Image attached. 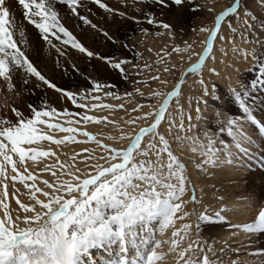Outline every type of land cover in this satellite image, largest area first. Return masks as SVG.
<instances>
[{"label": "snow or ice", "instance_id": "1", "mask_svg": "<svg viewBox=\"0 0 264 264\" xmlns=\"http://www.w3.org/2000/svg\"><path fill=\"white\" fill-rule=\"evenodd\" d=\"M88 3L139 25L140 18L128 15L130 8L140 13L148 25L164 30L157 31V36L167 34L169 37H173L172 25L151 11L145 12V7L166 9L175 5L192 13L205 8L197 0H120L125 11L110 7L103 0H12L11 4L9 0H0V99H4L5 90L19 98L18 83L23 88L33 84L54 90L62 100L83 110L73 113L68 108L57 109L45 100L38 106L29 103L26 116L6 99L0 104L5 110V114L0 115V264H225V257L238 254L240 247H233L236 242L230 238L205 237L204 229L227 225L230 237L241 232L249 239L253 235H264V205L258 208L251 221L233 223L227 215L232 209L224 203L225 196L217 195L220 189L216 184L198 186V181H215L217 173L227 167L251 169L254 156L250 146L255 141L245 131L246 125L254 126L256 135L264 139V122L257 119L249 102L258 86L264 88V17L258 18L248 7L242 9L241 0H232L229 6L215 14L212 26L199 27L200 33L207 34L200 41L201 52L190 51L192 45L185 42L183 49L176 45L171 52L161 49L163 56L157 53L156 63L164 66L155 68L156 74L147 79L162 85L167 81L161 78V73L175 69L174 64H164L165 56L190 52L189 60L197 57L181 73L171 91H150V98H161L155 106L137 103L126 109L124 104L102 102V97L121 99L114 91L106 90L114 85L91 80L88 88L71 91L52 82L33 59V55L40 58L41 45H46L47 50L54 49L58 57L66 56L68 48L89 59L95 57L126 80L130 73L138 76L144 69L153 70L148 63L141 67L126 58L91 51L73 34L63 22L65 17L58 5L67 9V19H76L107 39H113L78 10ZM256 3L264 11V0H256ZM13 7L21 10L26 25L17 21ZM207 11L211 13L214 9L207 7ZM232 17L239 22L238 27L232 26ZM226 18L232 34L227 37L220 35ZM29 26L36 33L37 43L29 37ZM139 31L142 36L149 32L147 28ZM236 37L251 47L242 49L236 44ZM217 39L231 45L234 57L242 53L246 62L250 56L254 65H258V72L250 82L229 85L228 93L241 115L222 116L217 110L214 113L217 131L206 128L201 133L196 131L200 122L207 125L209 121L201 115L200 105L207 108L209 97L214 101L220 99L216 84L203 75L206 62L209 59L213 64L216 62L214 41ZM122 46L129 47L126 42ZM220 52L223 64L229 49L222 47ZM136 55L139 57L140 53ZM59 63L57 59V67ZM207 71L210 77L220 75L215 66L208 67ZM189 73L199 76L196 83L201 95L195 98L197 123L192 122L193 98L188 97L187 110L180 103L182 85ZM147 79L137 83L146 84ZM134 93L144 95L139 88L124 95L132 97ZM174 98L178 118L169 111ZM145 107L147 111L143 110ZM105 109L109 112L123 109L127 118L113 120L108 115L88 114ZM9 110L12 119L7 115ZM129 112L139 115L129 116ZM141 121L145 126H140ZM164 123L167 128L161 132ZM82 124H106L119 132L100 138L81 127ZM225 134L228 140L222 138ZM169 136L182 150L192 154L187 160L175 154ZM44 142L49 144L47 149L42 146ZM75 143L95 144L96 147L73 152L65 161H61L51 147ZM46 159L54 162L48 164ZM29 163L39 171H30ZM259 164L264 168V159ZM39 173H49L52 179H44ZM17 182L25 189L20 195L26 196L27 202L17 195ZM9 184L14 189L11 196L18 206L15 210L9 203ZM209 191L219 207L205 203ZM247 254L257 257L255 264H264V248ZM230 264L241 262L235 259Z\"/></svg>", "mask_w": 264, "mask_h": 264}, {"label": "rangeland", "instance_id": "2", "mask_svg": "<svg viewBox=\"0 0 264 264\" xmlns=\"http://www.w3.org/2000/svg\"><path fill=\"white\" fill-rule=\"evenodd\" d=\"M211 1L214 4V6L213 5L211 6L214 9V12H211V13L207 11V7H209V6L206 3H203L202 0H197V2L204 4L206 6L204 9H202L201 11H198L196 13L189 12L187 9L177 8L175 5H170L166 9H161L159 7H153V6L145 7L144 8L145 12L151 11L158 18L163 19L165 22H168L172 25L173 37H169L167 34L157 36L155 34L157 31L163 32L164 30L157 28L155 25H148L146 22H144L143 16L140 13H135L131 10H127L128 15L131 16V15L135 14V16L140 18L142 22L138 25L135 23V21H133L131 19H126V18H122L119 16L111 15L112 16V17L110 16L111 20L113 18H116V20H118L120 18V20H122V22H123L121 24L124 25L123 30H122L123 27L119 28L120 27L119 26L117 28V32L115 33L112 29H116V28H114V27L112 28L111 25H108L106 27L105 26L106 24L104 23V21L102 22L103 17H101L102 15H100V12L103 9H99L98 6L91 3L92 6L93 5L96 6L99 10H97V12H96L98 15L95 13L94 15H92V17H90V18L88 17V18L90 20H92L93 23H96L99 28H101L103 30L106 28L107 30L105 29L104 31H107L109 33V36H111L113 38L112 40H110L111 41L110 45L108 47L103 46V48H102L103 50L99 48L98 53H100V55H108V56H111L113 58L114 57L119 58V59H125L126 58L128 60H131L135 64H139L141 67L145 63L151 64L153 70L150 72H148L149 71L148 69H144L140 73V75H138V76L130 73L129 78L127 80L124 79L123 76H121V77L119 76V78H117V80H109L108 81L105 78L99 79L100 75L97 74L96 70H98V69L95 66L94 60H91V59L89 60L86 58H82L83 59L82 60L81 57H79L78 59H74V57L69 58L67 55H66V60H63V62H62V60L59 61L60 63H59L58 68L60 69V71H58V73H60L61 75L59 76L58 80L55 79V76H53V73L51 74L49 71H47V66L43 67L44 70L42 68L41 69H42L43 73L49 79L52 80V82L56 83L60 87H64V88L71 90V91H79L81 89L88 88L90 86L91 80H98L101 82L103 81L104 83H107L109 85H114L115 87H113L111 89H106V90L114 91L119 96H121V99L116 100V99H112L110 97H102V102H104V103L124 104L126 109H131L137 103H140L143 105H147V104L151 103L155 106L158 104V100L161 98L152 99L149 97L148 93L150 91H155V90H159L161 92L171 91V89L174 87L176 81L179 80L180 76L178 77V74L180 73V70H181L180 68L184 67L183 70L181 71V73H183L187 68L190 67L191 63L195 62V60L193 62L188 61L189 60L188 57L190 55V52L188 54H186V57H183V59H181L182 56L180 55V53H171L170 56H165L164 57V64H167L169 66L174 64L175 69L173 71H170L167 74L161 73V78L167 81L166 85H162V84H160L159 81H152L150 79H147L151 75L156 74L154 71L155 68H157V67L162 68L164 66L163 64L158 65L156 63V61L158 60L157 59L158 58L157 53L160 52L159 55L163 56L164 53L163 52L161 53V51H160L161 49H166L167 51L171 52V48L176 46V45H179L181 48L183 46L185 47V42L192 45L193 48L190 51L195 52V50H196V52H197L198 51L197 49H199V48L196 49V47H198V46L200 47V45H201L200 41L205 39V37L207 35L206 33H200L198 31L199 27H201L203 25L212 26L215 14L222 11L225 7L229 6L232 3V0H230V1H228V0H214V2H213V0H211ZM103 2H106L107 4H109L110 7H113V8L116 7L115 9L119 8L118 10H120V11H122L124 8V6L121 3H119L120 0H103ZM111 2H113V3H111ZM218 2H219V4H221V2H225V5L220 10L215 9L216 6H219V4H217ZM112 4H113V6H112ZM215 4H217V5H215ZM256 4H257L256 0H241V8L242 9L244 7H248L251 11H253V13L255 15H257L258 18L264 17L263 11H261L260 8H259V10H255ZM123 11H125V10H123ZM99 17L101 20L98 19ZM20 18H21V21H23L22 15L20 16ZM235 19H236L235 17L231 18V22L233 21L232 26L238 27L239 22L236 19V22L234 24ZM227 23H228V21L226 18V20L224 22H222L221 28L226 26ZM80 28H82V31H85V29L87 27L83 26L81 24ZM140 28H147L149 30L148 34L146 36H142V34L139 31ZM257 28H258V22H257ZM193 29H197V31H193ZM96 37L98 39H100L101 41H103L104 38L106 39V37L101 32H98ZM36 38H37V36H36ZM113 41H115V42H113ZM37 42H38V40H37ZM125 42L129 45L128 48H124L122 46L123 43H125ZM149 48L152 50L151 52L148 50ZM230 48L231 47H228V49H230ZM202 49H200L199 52H201ZM53 50H50V51H53ZM50 51L47 50L46 45H41L40 55H46V53L50 54ZM44 52H46V53L44 54ZM68 52H74V53L78 54V51L72 50L70 48L67 49V53ZM74 53H72V54H74ZM137 53H140L139 57H137V55H136ZM172 55H175L174 59L171 58ZM183 56H185V55H183ZM240 56H242V55H240ZM193 57H195V56H192V58ZM238 58H241V57H238ZM250 59H251L250 63H246L242 67H239L240 71L239 72L235 71L234 74H236V75L231 76V79L233 78V80H231V82H230L231 86H235L237 84V82L240 80V78L243 79V81H240V82H250L251 79H253L256 76V74L258 72V65H254L252 58H250ZM49 60L50 59H48V61ZM173 60H175V61H173ZM72 62H74L75 64H73ZM68 63H69V65H68ZM182 64H183V66H181ZM73 65L75 66V68L73 67ZM79 69H82L84 71L83 74H81ZM205 70L206 69L204 68L203 69V75H204L205 79L210 80L216 84V87L218 89L217 94L220 96V99L214 101L209 97L207 108H205L204 104L200 105L201 115L204 117H207V119L209 121V123L207 125H205L203 122H200V127L196 131H199L201 133L206 128L211 129V131H213V132L217 131V126H216L217 118L214 115L215 111H217V110H219L221 112L222 116L225 114L241 115V113L239 112L238 106L235 104V102L232 100L230 94L228 93L229 84H227L223 78H222L223 82L212 79V77H210ZM181 73H180V75H181ZM104 79H105V81H104ZM146 79H147L146 84L137 83V81L146 80ZM198 79H199V76L189 73L185 79L184 84L182 85V94H181V98H180V103L182 105H184L186 110L188 107V97L191 96L193 98L192 106L195 110V107H196L195 98L201 95L200 86L198 83H196V81ZM18 84H17V86H18L17 88H18V90H21L20 97L16 98L15 96H13V94L8 93L5 90L4 99H6L10 105L19 108V110L22 111L26 116L29 115V109L27 108V105L29 103L33 104L34 106H38L43 101L46 100L48 102V104H50L49 103V97H50L51 93H54V90L48 89L45 86L35 87L33 84H29L27 86V88H23L22 85L19 86ZM194 85H197V87H198L197 88L198 94L192 92L195 88ZM209 85H211V84H209ZM21 87H22V89H21ZM135 88H139L140 91L144 93V95L140 96L138 93H134V95L132 97H127L124 95L127 92H133ZM35 89H37V90H35ZM38 89H40V90H38ZM186 93H187V95H186ZM254 93H255V91L253 92V95H254ZM26 94H28L31 97L27 99L25 97ZM55 94L57 95L58 93L55 92ZM58 95L60 96V94H58ZM253 99H254V96H253ZM249 102L252 104L253 100H250ZM71 106L73 107V109H70L69 111H71L73 113H75L77 111H83V110L77 109L75 105L71 104ZM54 107H56L57 109H63L62 106L59 104H58V106L56 104V106H54ZM143 110L147 111L148 109H147V107H145ZM169 110L172 112V114L174 116H177V118H178V114L176 111L175 98L170 103ZM195 114H196V112H195ZM0 115H2L1 111H0ZM95 115H97V116L108 115L109 119H113V120H119L121 117L127 118L126 113L123 109H117L113 112H109V110L105 109L102 111H98ZM128 115L129 116L139 115V113L129 112ZM12 118H14V117L12 116ZM195 118H196V116H195ZM257 119H258V117H257ZM186 122L187 121H185V123ZM192 122L197 123L196 119H193ZM140 123H145V122L141 121ZM97 125H99V124H97ZM104 126L108 127L110 125L103 124V127ZM143 126H145V124ZM166 128H167V124L164 123L163 126L160 128V131L164 132L166 130ZM86 130H87V128H86ZM99 131H102V130H98V132ZM173 131L175 133V130H173ZM245 131H247L250 135H252V126L246 125ZM252 137H253L255 143L250 146V150L252 151L253 156H254V160L252 161L251 169L235 168V167H227V168L223 169L224 171L231 170L232 172L229 171L231 173H238L236 181L238 180L239 182H243L244 179H246V177L252 171H254L255 167L258 165L257 161H258V157L260 156L261 150L259 149V146L257 144L261 142V138H259L256 134L252 135ZM168 138L170 140L171 147L173 148L175 154L181 156L182 159L187 160V158L192 155L187 150H182L181 146L175 140H173L172 137H168ZM222 138H224L226 140L229 139L226 136V134ZM175 142H176V145H175ZM80 144L85 145L84 143H75V144H73L72 147H75V146L80 145ZM42 146L44 149H47L49 147V144L47 142H44ZM51 147L53 148V145H51ZM53 150L55 151L54 148H53ZM55 152L57 153V155H59V152H57V151H55ZM28 168L30 171H34V170L37 172L39 171V169L35 168L34 165L32 167L28 166ZM189 170L192 172V175L196 174L194 172V170L191 169V165H189ZM39 174L44 179H47V177L45 176V173H39ZM223 176L224 175H222L219 172V173H217V177H216L215 181L205 179V180H199L198 183L201 186H206L209 183H215L216 186L220 189V191L217 193V195H223L226 197V194H228V192L226 191L227 186H226L225 182L223 181ZM16 188H19V191L25 190V189H22L23 187L19 182L16 183ZM9 189H12L11 184H9ZM256 191H254L251 187L247 186L246 190L240 194L241 196L239 198H237L240 202H241V200H242V202H244L241 204L242 207L247 204L249 206V210L252 211L254 209L252 213L255 215L257 214L258 208L260 206L264 205V194L262 192L263 190L259 189ZM208 194H210L211 200H210V203L207 202V196H208L207 195L205 197V203L209 204L213 208L219 207V202L212 199V192L209 191ZM225 200H224V203H226ZM231 206H233V205H231ZM244 209H245V207H244ZM252 213H251V215H249V217L247 216L246 218L241 219L239 221L238 220L237 221L232 220L230 218V217H232L231 215H230V217L228 216V218L233 223H244V222L251 221L252 219L255 218V215H253ZM228 214L229 213H227V215ZM218 228L219 227H214V228H210V229L206 228V229H204L203 234L205 237H208L210 235L214 236V234L217 231L216 229H218ZM223 228L227 229V225L223 226ZM253 236L256 237L257 235H253ZM225 238H230V241L236 242L235 244L232 245L233 247H235V246L240 247V252L238 254L233 253V254H231L230 257H228V256L225 257V264H230V261L235 260V259H239L241 264H245V262H247L249 264H255L257 257L256 256H250L247 254V253L252 252L256 249H259V248H255L254 245L250 243L251 238L250 239L246 238V236L243 232L239 233L235 237H230V232H228V235H225L222 239H225ZM262 241L264 242V239ZM250 246L254 247L253 250L250 249ZM216 247L219 248L220 245L218 244V245H216ZM94 255H96L95 252H94ZM170 260H171V257H169V261Z\"/></svg>", "mask_w": 264, "mask_h": 264}, {"label": "bare ground", "instance_id": "3", "mask_svg": "<svg viewBox=\"0 0 264 264\" xmlns=\"http://www.w3.org/2000/svg\"><path fill=\"white\" fill-rule=\"evenodd\" d=\"M203 3H206L209 7H211L212 5L214 6V4L211 2H209V0H202ZM230 1V0H228ZM115 2V1H114ZM214 2V0H213ZM9 3L11 4L12 3V0H9ZM113 3V2H111ZM116 3V2H115ZM120 3V2H119ZM229 3V2H228ZM219 4V2L217 3ZM215 4V5H217ZM255 4V3H254ZM120 5V4H119ZM225 5V2H221V4H219V6H216L215 9L216 10H220L223 6ZM97 6V5H96ZM96 6H92L91 3H88V5L85 7V8H81V9H78L81 14L83 15H87L89 18L92 17V15H94L97 10H99ZM113 6V4H112ZM206 6V5H205ZM59 9H61V15L65 17V20L63 22H65L66 26L73 32L74 35L77 36L78 39H81L82 43H84V45L86 47L89 48V50L91 51H94V52H98L99 48L102 49L103 46L104 47H108L110 45V40L109 39H105L103 41H101L100 39H98L96 37V35L98 34V32H96L95 30H92L90 28H86L85 31H82V28L80 27H77L76 25L77 24H81L78 20L76 19H67V9L66 8H61V6H57ZM119 7V6H118ZM116 8V7H115ZM259 6L256 4L255 5V10H259ZM90 9V11H89ZM119 9V8H117ZM123 10H126L125 7L123 8ZM122 10V11H123ZM127 10H131L130 8L127 9ZM145 10V9H144ZM13 12L15 14V17L17 19L18 22H23L25 25H26V21H21V18L20 16L22 15L21 14V10L18 8V7H13ZM131 13V12H130ZM97 14V13H96ZM134 14V13H133ZM261 14V13H260ZM98 15V14H97ZM100 15H102L101 17H103L102 19V22L104 21V23L106 24L105 26L107 27L108 25H111L112 28H116V29H112L115 33L117 32V28H122V30L124 29V25H122L121 23L122 20H120V18L118 20H116V18H113L112 20L110 19V14H107L104 12V10H102L100 12ZM135 15V14H134ZM263 15H264V11H263ZM112 17V16H111ZM164 17V16H163ZM97 19V18H96ZM95 19V20H96ZM99 20L100 17L98 18ZM125 21V20H124ZM228 21V20H227ZM236 22V19L234 20V24ZM233 23V21L231 22ZM106 29V28H105ZM104 29V30H105ZM107 30V29H106ZM109 31V30H108ZM111 31V30H110ZM112 34V33H111ZM220 35H223L225 37L229 36V35H232L230 33V30L228 29L227 25L222 27L221 28V32H220ZM175 36V35H174ZM205 36V35H204ZM29 37L30 39L34 42V43H37V38H36V33L35 31H33L31 29V27L29 26ZM99 37V36H98ZM100 38V37H99ZM203 38V37H202ZM236 44L238 46H240L242 49H249L251 47V45H247V44H244L239 37H236ZM117 40V39H116ZM159 40V39H158ZM161 41V40H160ZM166 42V41H165ZM121 43V42H120ZM159 43V42H158ZM201 44V43H200ZM183 46V45H182ZM224 47V48H227L228 47H231L230 44H226L225 42L223 41H220V40H215L214 41V55L216 56V62L215 64H213V62L211 61V59H209L206 63H207V66L205 67V71L208 73L207 71V68L208 67H212V66H215L217 68V70L220 72V75L219 76H211L212 79H215V80H218V81H222V78L224 79V81H226L227 84L230 85V82L231 80H233V78L231 79V76H235L236 74L235 71L236 69L239 67H242L244 64L246 63H250L251 62V57L249 56V58L247 59V61L245 62L242 58V56H240L241 58H238V57H234L233 53L231 52V48L229 49V52H228V57L224 58L225 62L222 64L220 63V60L222 59V56H221V52H220V49ZM184 48V46L182 47V49ZM193 48V47H192ZM199 48V49H197ZM203 48V45L201 44L200 47H196V49L198 50L197 52L199 53L200 49ZM69 49V48H68ZM103 50V49H102ZM47 52V51H46ZM44 52V54L46 53ZM151 52V51H150ZM196 52V50H195ZM69 53V54H68ZM66 55L70 58V57H74V59H78L79 57L82 58H86V59H89L88 57H86L84 54H81L78 52L77 53H74V52H68ZM74 53V54H72ZM104 53V52H103ZM160 53V52H159ZM162 53V52H161ZM186 54L188 53H184V52H181L180 55L183 56V57H186ZM241 55H243L241 53ZM39 56L40 58L39 59H36L35 55H33V59L34 61L39 65L40 69L45 66H47V71H49L51 74L53 73V76H55V79L58 80L59 79V76L61 75L60 73H58V71H60V69L57 67L56 65V61L57 59H59V61L62 60H66V56H59L57 55V53L55 52V50L53 51H50V54L46 53V55H40L39 53ZM115 58V57H114ZM153 58V57H152ZM172 59L175 58V55H172L171 57ZM170 58V59H171ZM48 59H50L48 61ZM158 59V58H157ZM71 60V59H70ZM83 60V59H82ZM90 60V59H89ZM91 60H94L95 61V66L98 70L97 71V74H99V79L100 78H105L106 80H117V78H119V76L121 77V75L116 71V70H113L111 69L110 67L106 66V64L103 62V61H100L98 59H96L95 57L91 58ZM153 60V59H152ZM194 60H196V56L193 57L191 60H188L189 62H193ZM74 61V60H73ZM81 61V60H80ZM175 61V60H173ZM152 62V61H151ZM53 63V64H52ZM73 64H75L74 62H72ZM84 63V62H83ZM185 63V62H184ZM77 64V63H76ZM85 64V63H84ZM231 65V67H229L228 65ZM69 65V63H68ZM78 65V64H77ZM83 65V64H82ZM151 65V64H150ZM183 66V64L181 65ZM70 67V66H69ZM75 68V67H74ZM184 67H181L180 69V73L181 71L183 70ZM44 70V69H43ZM46 70V69H45ZM65 70V69H64ZM79 71L81 72V74H83V70L82 69H79ZM150 72V71H148ZM64 73V72H63ZM180 73L178 74V77L180 76ZM49 74V73H48ZM50 74V75H51ZM209 75V74H208ZM53 78V77H52ZM104 79V81H105ZM236 79V78H235ZM123 81V80H122ZM236 81V80H235ZM239 81H243V79L240 78ZM103 82V81H102ZM116 82V81H115ZM223 82V81H222ZM193 83V82H192ZM191 83V84H192ZM19 86H21V84H18ZM195 88L194 90L192 91L193 93H196L198 94V87L197 85H194ZM18 87V86H17ZM20 88V87H19ZM209 88L211 90V85H209ZM22 89V87H21ZM37 90V89H35ZM40 90V89H38ZM37 92V91H36ZM39 93V92H38ZM48 94V93H47ZM187 95V93H186ZM254 99H253V103H252V107H253V112H254V115L256 117H258V120L264 122V88H260L259 86L257 87V89L255 90V93H254ZM25 97L28 99L30 98L31 96H29L28 94L25 95ZM4 102V99H0V104H2ZM49 103L50 105L52 106H58L61 105L62 108H68L69 110L70 109H73V107L71 106L70 102H66L64 100L61 99V97L57 94H55V91L54 93H51L50 97H49ZM0 111L2 112V115L5 114V110L3 108H0ZM170 111V110H169ZM98 111H91L89 112L88 114L89 115H95ZM192 117L193 119H195V110L192 106ZM7 115L8 117L11 119L13 114L10 112V110L7 112ZM12 115V116H11ZM187 123V122H186ZM145 123H140L141 126H143ZM96 126V127H95ZM99 128H98V127ZM252 126V125H250ZM81 127H86L87 130L89 132H92L94 134H98L100 136V138H103V136L107 135L108 133H113V134H118L119 130L118 129H113L112 126H108V127H103V124H88V125H81ZM125 130H127V126L125 125ZM251 128V127H250ZM98 130H102V131H99ZM256 134V129L254 126H252V135H255ZM171 137V136H169ZM175 145H176V142H175ZM259 146V149L261 150V153H260V156L258 157V165L255 167L254 171H252L247 177L246 179H244L243 182H239L238 180L236 181L237 179V175L238 173H231L232 171L231 170H226V171H220V173L223 176V181L225 182L226 184V191L228 192V194H226V197H225V201H226V204L231 207L232 211L229 212L228 216L230 217V215L232 217H230L232 220H241V219H244L246 218L247 216L249 217V215H251V213L253 212V210H249V206L246 204L244 205L243 207L241 206L242 203V200L241 202L237 199L239 198L241 195V193H243L247 186L251 187L254 191L256 190H259V189H262L263 191V194H264V168H261L260 167V164H259V161L261 159H264V139H261V142L257 144ZM73 144H68V145H62L60 146L59 148H57L55 145H53V148L55 149V151L59 152V158L61 161H65L68 159L69 156L72 155L73 152L75 153H80V150L82 148H85V147H88V148H95L96 145L95 144H85V145H77L75 147H72ZM67 154V155H65ZM46 163L48 164H51L54 162L53 159H46L45 160ZM29 167H32L33 164L29 163L28 165ZM231 171V172H229ZM195 172V171H194ZM45 176L47 177V179L51 180L52 177L50 176L49 173H45ZM232 180V181H231ZM236 183V184H235ZM198 186H201L199 183H198ZM19 189V188H17ZM23 189V188H22ZM14 191L13 187L12 189H9L8 188V192H9V203L11 205V208L13 210H15L18 206L15 204V201L14 199L12 198L11 194L12 192ZM25 190L23 191H19V193H17V195L19 196V198L24 202H27V197L26 196H23V195H20V193H23ZM248 191V190H247ZM257 192V191H256ZM199 194V192H198ZM238 195V196H237ZM210 194H208L207 196V202L210 203ZM238 200V201H237ZM233 205V206H231ZM233 207V208H232ZM245 207V209H244ZM243 208V209H242ZM253 214V213H252ZM13 215H15V211H13ZM255 215V214H253ZM216 233L214 234V236H216L217 238H220L222 239L225 235H228V230L226 228H221L219 227L218 229H216ZM264 239V235H257L256 237L252 236L251 237V241L250 243L254 245L255 248H264V242L262 241ZM252 246H250V249L253 250ZM251 262V261H250ZM254 262V261H253ZM249 264V263H247Z\"/></svg>", "mask_w": 264, "mask_h": 264}]
</instances>
